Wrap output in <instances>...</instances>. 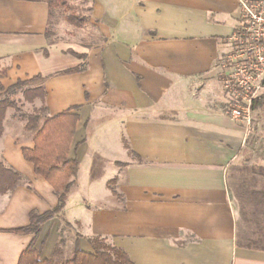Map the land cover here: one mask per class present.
<instances>
[{
	"label": "crops",
	"instance_id": "crops-1",
	"mask_svg": "<svg viewBox=\"0 0 264 264\" xmlns=\"http://www.w3.org/2000/svg\"><path fill=\"white\" fill-rule=\"evenodd\" d=\"M73 1L85 5L88 21L69 23L79 37L63 41L46 2L0 0V67L8 69L0 94L42 75L45 115H79L68 152L80 163L76 184L34 242L41 258L62 264L77 239L91 252L88 239L99 236L133 264H264V202L250 194L244 204L229 181L232 168H264L256 157L264 135L248 137L226 110L221 59L239 22L238 0ZM254 113L262 132L264 108ZM25 124L7 110L0 161L23 180L0 193V264H18L34 240L11 230L58 200L24 157L23 148L34 147ZM254 183L264 185L259 171ZM65 222L76 228L73 245L62 242Z\"/></svg>",
	"mask_w": 264,
	"mask_h": 264
},
{
	"label": "trees",
	"instance_id": "trees-1",
	"mask_svg": "<svg viewBox=\"0 0 264 264\" xmlns=\"http://www.w3.org/2000/svg\"><path fill=\"white\" fill-rule=\"evenodd\" d=\"M23 1L46 2L50 9V16H53L54 11L58 8L65 7L70 9L68 5L69 0ZM67 20L75 26H82L88 21V18L70 14ZM71 53L79 55L80 57L83 56L74 51H71ZM85 68L86 65H82L74 69L66 70L65 72H77ZM7 71V68L0 67V77L6 76ZM43 80L44 77L42 75L35 76L29 80H18L8 88L2 87V94H0L1 137L4 133V121L7 110L13 108L16 112H20L17 103L10 99L9 95L15 94L26 85L36 83L33 87L25 88L22 93L24 99L28 102L32 103L37 98L43 102V105L35 109L32 113H19V116L26 120L25 128L34 132V147H24L23 154L26 160L33 163L35 172L52 185L58 199L54 208L44 213H39L36 210L31 211L29 223L26 226L11 230L18 234L34 235L33 242L22 252L18 264H54L49 258H41V247L36 248L34 242L39 236L43 224L64 212L69 194L76 184V177L80 165L77 157L68 158L70 144L76 131L79 115L77 113L61 112L53 116H46V90L42 85ZM260 108H264V94L256 98L252 106L253 111ZM247 169L248 167H245V170ZM258 171L264 176L263 167H253L252 174L249 175V179L244 178L243 184L246 186L247 182L256 180V172ZM22 180L23 178L20 173L7 168L0 161V193L8 194L12 192ZM114 182L115 180L110 181V186ZM111 189L114 194L119 196L113 187ZM255 192L264 197V189L255 190ZM66 223L69 224L68 222ZM88 242L92 248L91 252L83 251L77 239L71 258L65 260L62 264H133L124 250L107 243L105 239L99 236L89 238Z\"/></svg>",
	"mask_w": 264,
	"mask_h": 264
},
{
	"label": "built area",
	"instance_id": "built-area-1",
	"mask_svg": "<svg viewBox=\"0 0 264 264\" xmlns=\"http://www.w3.org/2000/svg\"><path fill=\"white\" fill-rule=\"evenodd\" d=\"M239 22L221 59L227 113L253 130L252 106L264 94V0H238Z\"/></svg>",
	"mask_w": 264,
	"mask_h": 264
},
{
	"label": "rangeland",
	"instance_id": "rangeland-1",
	"mask_svg": "<svg viewBox=\"0 0 264 264\" xmlns=\"http://www.w3.org/2000/svg\"><path fill=\"white\" fill-rule=\"evenodd\" d=\"M68 5L70 7V9H67L65 7H61L58 8L54 11L53 16H52V25H51V29L54 32V34L57 36V39H62L63 41L65 40H74V38L79 37V33L80 30L75 29L74 26H69V21L67 20L68 15L73 14V15H78L79 17H87V9L85 7V5L83 4H76L74 3L73 0H69L68 1ZM87 23V22H86ZM84 25V24H83ZM74 27V28H71ZM225 56V55H224ZM224 76L225 79V75L222 74ZM35 84H29L24 86L22 89H19L15 94H11L9 95L10 99L14 100L18 107H19V113H32L34 112V110L36 109L34 105H30V104H24V102L26 101L22 95L23 90L27 87H33ZM252 116H253V130L251 133H247L248 137H253V138H260L261 135H264V130L261 132L260 131V126H259V119L258 117L255 115L254 111L252 112ZM264 129V127H263ZM260 145V143H258V146ZM260 147H257L256 150V157L258 159H262L264 157V148L259 151ZM247 165V164H245ZM240 172L238 171H234V169L232 168L229 172V181H230V185H232L233 190L236 192L237 196L240 198H243L242 200L245 202L244 204H246L248 201H250L251 196L254 197L253 200L257 201L260 203L264 202V197L257 194L255 192V189H253L254 187H256L257 189L261 188L264 189V185L259 184V183H254V185H250V181L247 182V185L244 187L245 189H241L239 190V185L238 183L242 184L244 178L245 179H249V175L251 174L250 169L248 168L247 170L242 171L240 174ZM253 187V188H252ZM251 194V196H249ZM263 201V202H262ZM75 231L76 228L71 225V224H67L66 222L63 224V228H62V242H67V245H73V240L75 237ZM61 245V240L60 243Z\"/></svg>",
	"mask_w": 264,
	"mask_h": 264
}]
</instances>
